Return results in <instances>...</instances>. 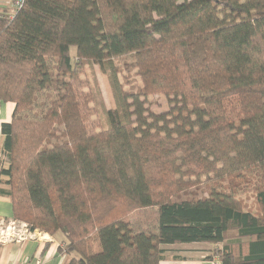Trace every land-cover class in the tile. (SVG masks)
<instances>
[{"label":"trees","instance_id":"obj_1","mask_svg":"<svg viewBox=\"0 0 264 264\" xmlns=\"http://www.w3.org/2000/svg\"><path fill=\"white\" fill-rule=\"evenodd\" d=\"M0 101L14 105L0 194L29 231L64 236V264H162L165 246L199 243H227L219 264H264V0L0 7ZM149 208L158 231L137 232Z\"/></svg>","mask_w":264,"mask_h":264},{"label":"rangeland","instance_id":"obj_2","mask_svg":"<svg viewBox=\"0 0 264 264\" xmlns=\"http://www.w3.org/2000/svg\"><path fill=\"white\" fill-rule=\"evenodd\" d=\"M72 57L73 62L75 60V49L72 48ZM84 70V68H83ZM84 78L85 81L88 82L89 85L92 86L93 90L98 88L102 98L104 99L105 105L107 108H112L115 104L114 97H113V90L110 83V78L108 75H104L100 72L98 66L92 65H85V74L81 76ZM50 98L46 94H42L39 98V101L36 103V106L29 114L31 117L41 116L43 111L45 110L46 106L48 105ZM152 103V110L157 112H163L169 109V105L167 100L160 95L153 96L150 98ZM8 163L6 157L1 156L0 162ZM8 167V165H7ZM189 196L197 195L203 196V193L197 190L190 191ZM252 199H249V204H251ZM157 210L154 208H149L145 210L138 211L134 213L131 217V221L133 223L132 228L135 229L137 232H157ZM15 227L17 230H21L22 233L25 230H28L26 224L22 222L15 221ZM29 231V230H28ZM30 232V231H29ZM43 233V232H42ZM227 243L222 244H210V243H199V244H177L172 246H165L166 249L165 253V260L162 264H211L214 262H218L219 260V252H221V248L225 246ZM177 257V259H175Z\"/></svg>","mask_w":264,"mask_h":264},{"label":"crops","instance_id":"obj_3","mask_svg":"<svg viewBox=\"0 0 264 264\" xmlns=\"http://www.w3.org/2000/svg\"><path fill=\"white\" fill-rule=\"evenodd\" d=\"M13 0H0V7L12 8ZM14 105L0 101V157H6L2 150L1 125L12 119ZM8 163L0 162V172ZM5 178L0 173V190H6ZM12 218V203L0 194V264H64L59 246L64 236H50L40 231L17 230ZM19 223V222H18Z\"/></svg>","mask_w":264,"mask_h":264},{"label":"built area","instance_id":"obj_4","mask_svg":"<svg viewBox=\"0 0 264 264\" xmlns=\"http://www.w3.org/2000/svg\"><path fill=\"white\" fill-rule=\"evenodd\" d=\"M24 2H25V0H13L11 10L16 11V10L22 8V6L24 5ZM211 264H219V262H214Z\"/></svg>","mask_w":264,"mask_h":264}]
</instances>
